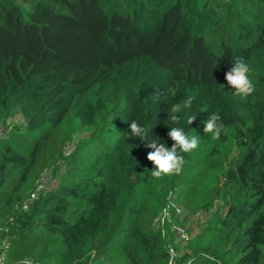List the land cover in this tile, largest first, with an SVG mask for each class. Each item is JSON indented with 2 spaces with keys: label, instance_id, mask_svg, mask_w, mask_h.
Here are the masks:
<instances>
[{
  "label": "trees",
  "instance_id": "16d2710c",
  "mask_svg": "<svg viewBox=\"0 0 264 264\" xmlns=\"http://www.w3.org/2000/svg\"><path fill=\"white\" fill-rule=\"evenodd\" d=\"M130 119L199 144L154 177ZM0 127V264H264V0H0Z\"/></svg>",
  "mask_w": 264,
  "mask_h": 264
},
{
  "label": "clouds",
  "instance_id": "9594fccd",
  "mask_svg": "<svg viewBox=\"0 0 264 264\" xmlns=\"http://www.w3.org/2000/svg\"><path fill=\"white\" fill-rule=\"evenodd\" d=\"M249 72L248 63L244 59L237 57L234 59V65L224 73L227 84L240 97H246L254 91V85L249 77ZM194 118L195 115L189 116L187 123L190 124ZM128 127L130 131L127 132L126 136L136 137L141 141L147 138V143L144 146L151 149V151L147 152V159L153 164L150 170L151 175L154 177L178 173L184 161L181 153L189 152L199 144L198 135H189L179 126L169 127L167 135L173 141L171 146L159 142L161 138L158 136H156L157 138H149L148 129L137 120L130 119ZM221 128L220 116L217 113H211L203 121V131L211 133L213 139L219 138Z\"/></svg>",
  "mask_w": 264,
  "mask_h": 264
},
{
  "label": "built area",
  "instance_id": "2783aa9c",
  "mask_svg": "<svg viewBox=\"0 0 264 264\" xmlns=\"http://www.w3.org/2000/svg\"><path fill=\"white\" fill-rule=\"evenodd\" d=\"M2 130H3L2 127H0V134L2 133ZM47 180H48V175L42 174V176L37 180L34 189L29 193L27 201L35 197L36 193L47 184ZM22 206H23V209H26L27 203L25 202ZM172 207L175 210V214L181 215L182 209H183L182 205L176 203V204H172ZM168 209H169L168 206L162 208L161 214L154 218V226H158V225L163 226L164 221H166L169 224V227L172 230V233H174L176 241L187 240L188 239L187 227L180 223L174 222L172 220V216L169 213ZM166 247L171 256H174L177 254V251L174 245H172L171 243H167Z\"/></svg>",
  "mask_w": 264,
  "mask_h": 264
},
{
  "label": "rangeland",
  "instance_id": "374dc122",
  "mask_svg": "<svg viewBox=\"0 0 264 264\" xmlns=\"http://www.w3.org/2000/svg\"><path fill=\"white\" fill-rule=\"evenodd\" d=\"M12 121L16 122L17 124H21L22 123V117L20 116L19 113L14 114L11 118ZM209 214L206 213H200L199 215H195L193 216L191 219L188 220V223L186 225L187 228H191V231L193 233H196L198 230V227L200 224L203 223V219L207 218ZM201 222V223H200ZM177 248L178 249H182L183 248V244L182 243H178L177 244Z\"/></svg>",
  "mask_w": 264,
  "mask_h": 264
}]
</instances>
